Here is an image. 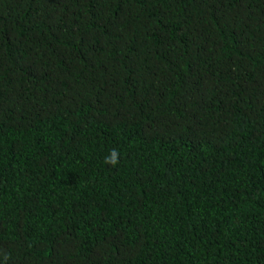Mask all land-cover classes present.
Instances as JSON below:
<instances>
[{
    "label": "trees",
    "instance_id": "16d2710c",
    "mask_svg": "<svg viewBox=\"0 0 264 264\" xmlns=\"http://www.w3.org/2000/svg\"><path fill=\"white\" fill-rule=\"evenodd\" d=\"M0 264H264V0H0Z\"/></svg>",
    "mask_w": 264,
    "mask_h": 264
},
{
    "label": "clouds",
    "instance_id": "9594fccd",
    "mask_svg": "<svg viewBox=\"0 0 264 264\" xmlns=\"http://www.w3.org/2000/svg\"><path fill=\"white\" fill-rule=\"evenodd\" d=\"M120 162V153L117 149H112L108 156L105 157V164L116 167Z\"/></svg>",
    "mask_w": 264,
    "mask_h": 264
}]
</instances>
